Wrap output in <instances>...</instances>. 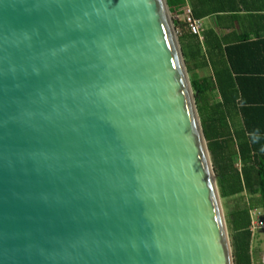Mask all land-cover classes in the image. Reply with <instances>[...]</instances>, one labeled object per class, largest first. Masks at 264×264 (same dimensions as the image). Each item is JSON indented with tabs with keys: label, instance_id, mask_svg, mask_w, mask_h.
Here are the masks:
<instances>
[{
	"label": "water",
	"instance_id": "95a60500",
	"mask_svg": "<svg viewBox=\"0 0 264 264\" xmlns=\"http://www.w3.org/2000/svg\"><path fill=\"white\" fill-rule=\"evenodd\" d=\"M0 264H233L166 0H0Z\"/></svg>",
	"mask_w": 264,
	"mask_h": 264
},
{
	"label": "trees",
	"instance_id": "16d2710c",
	"mask_svg": "<svg viewBox=\"0 0 264 264\" xmlns=\"http://www.w3.org/2000/svg\"><path fill=\"white\" fill-rule=\"evenodd\" d=\"M166 2L217 176L233 264H254L251 212L264 211V0ZM188 8L200 21L216 18V29L194 35ZM229 19L242 30L234 39L221 33ZM252 25L259 29L247 33ZM193 65L211 73L196 78Z\"/></svg>",
	"mask_w": 264,
	"mask_h": 264
},
{
	"label": "crops",
	"instance_id": "0c3cea01",
	"mask_svg": "<svg viewBox=\"0 0 264 264\" xmlns=\"http://www.w3.org/2000/svg\"><path fill=\"white\" fill-rule=\"evenodd\" d=\"M215 20H216V18L213 19L212 17L204 18V19L201 20L202 26H201V37H200V39H203L202 32L204 30L213 29V28L216 29ZM205 22H206V24H204ZM223 23H222V25H224ZM226 25H228L229 28L226 29V30H222L221 33H227L228 37L230 39L236 38L242 32V30H239L238 28L236 30L234 28V24L232 23V21L230 19H229V21L226 22ZM263 27H264V22H263ZM248 29H250V30L247 33L253 34L259 28H257L256 26L252 25V26H249ZM263 37H264V35L262 36V38ZM252 63H254V60H253ZM191 73L193 74V76L198 78V77H203V76L209 75L211 73V69L210 68L200 69V68H197L196 66L193 65ZM260 220H262L264 222V219L257 218V222H259ZM260 228L262 230H264V226H257L255 228L251 227V229H252V231L254 233V239H255L256 230L260 229ZM254 239H253V244H252V252H253V257H254V264H264V248H263L262 239H261L260 235H257V239L256 240H254Z\"/></svg>",
	"mask_w": 264,
	"mask_h": 264
},
{
	"label": "built area",
	"instance_id": "2783aa9c",
	"mask_svg": "<svg viewBox=\"0 0 264 264\" xmlns=\"http://www.w3.org/2000/svg\"><path fill=\"white\" fill-rule=\"evenodd\" d=\"M186 13H187L186 20H187L190 31L194 35H200L201 34V26H202L201 21L194 18V16L192 15V12H191V8H188ZM251 218H252V225H251L252 228L253 227L255 228L257 226H264V222L262 220L257 222V220L254 217L253 211L251 212Z\"/></svg>",
	"mask_w": 264,
	"mask_h": 264
},
{
	"label": "rangeland",
	"instance_id": "374dc122",
	"mask_svg": "<svg viewBox=\"0 0 264 264\" xmlns=\"http://www.w3.org/2000/svg\"><path fill=\"white\" fill-rule=\"evenodd\" d=\"M204 24H206V22ZM220 202H221V206L223 209L222 201L220 200ZM253 213H254V217L256 220H257V218L264 219V211L262 208L258 207L256 210H253ZM223 214H224V209H223ZM257 235H260V237L262 239V243H263V248H264V230H262L261 228L257 229L255 232V239L254 240L257 239Z\"/></svg>",
	"mask_w": 264,
	"mask_h": 264
}]
</instances>
